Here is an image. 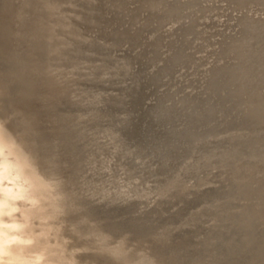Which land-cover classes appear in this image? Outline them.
Returning <instances> with one entry per match:
<instances>
[{
	"label": "bare ground",
	"instance_id": "6f19581e",
	"mask_svg": "<svg viewBox=\"0 0 264 264\" xmlns=\"http://www.w3.org/2000/svg\"><path fill=\"white\" fill-rule=\"evenodd\" d=\"M105 1L78 0L80 10L72 19L64 9L72 0H0V264L195 263L201 250L192 251L188 241L158 238L176 230L190 212L163 224L166 210L139 208L130 214L92 206L74 195L73 177L82 170L84 148L99 131L114 139L116 149L143 162L153 155L162 159L161 169L171 174L159 182L156 196L176 189L184 193L180 204L208 184L201 175L205 170L230 166L234 179L223 191L203 194L192 209L215 210L223 223L218 240L209 245L228 260L213 264H246L255 254L251 250L264 245V229L259 230L264 225V178L253 176L264 173V48L259 46L264 23L248 13L239 17V33L216 50L201 95L179 96L171 89L158 95L159 88L172 85L179 67L194 63L190 50L203 39L201 19L215 10L217 0H139L131 20L146 12L142 25L135 32L116 29L112 43L102 44L89 40L81 23L99 27ZM110 1L123 22L131 13L129 0ZM236 1L233 8L264 5V0ZM167 23L174 27L171 54L151 76L146 70L162 60L161 35L149 43L150 55L113 57L114 48L142 44L144 30L156 33ZM137 62L144 66L112 98L102 97L88 83L108 75L105 83L116 86ZM82 65L93 73H82ZM150 95L156 96L151 105L146 103ZM91 113L87 122L81 121ZM238 126L252 134L221 136L225 128ZM173 160H180L177 168ZM134 163L127 172L134 171ZM134 182L130 176L114 198ZM250 197L256 199L251 206L244 203ZM231 227L236 232L230 234ZM123 230L121 240L112 242V235ZM128 233L151 237L152 255L129 252ZM76 237L86 239L79 243ZM93 250L99 253H83ZM246 252L251 253L244 256Z\"/></svg>",
	"mask_w": 264,
	"mask_h": 264
},
{
	"label": "rangeland",
	"instance_id": "374dc122",
	"mask_svg": "<svg viewBox=\"0 0 264 264\" xmlns=\"http://www.w3.org/2000/svg\"><path fill=\"white\" fill-rule=\"evenodd\" d=\"M138 1L139 0H129L127 8L131 13L125 16L123 22H119L114 15V11L111 9V1L106 0L104 3L106 5L103 11V23L99 27L90 29L86 27L85 24L81 23L83 32L87 35L89 40H97L102 44L112 43L111 35L116 29L124 30L126 28H131V30L135 32L142 25L147 16L146 12H142L139 14L136 21L132 23L131 15L134 14L133 11L136 9L137 5H139ZM94 3H98L97 0H94ZM236 3V0H232L230 3H228L227 0L216 1L215 10L201 19L199 28L203 35V39L196 40L194 48L190 50L194 58V63L190 66L179 67L173 74L172 85L159 88L156 91L158 95L165 93L167 89H171L179 96L186 94L201 95L205 90L210 70L216 63V50H220L223 43L230 41L231 38L239 33V17L242 16L243 13H248L249 16H251L253 20L258 21L259 24L264 23V5L251 2L245 7L233 8L232 6ZM78 6V0H72V2H68L64 5V9L73 19L76 11L80 10ZM173 28V25L167 23L161 26L156 33L146 29L141 37L142 44L133 47L130 43L125 42L112 50L113 57L119 59L128 53L132 56L150 55L149 43L154 40L156 34L161 35L163 38V45L160 48L162 60L156 62L146 70V76L149 77L158 70L163 64V60L171 54L169 43L174 39ZM201 44L203 45L201 46ZM259 46L264 48V41H262ZM119 65H117V67H120ZM143 66L144 65L140 62L134 63L130 69L131 73H128L124 78L117 79L118 83L116 86H109L105 83L106 79L109 78L108 75H104L103 78L97 82L88 83L95 86L94 91H99L102 97L109 99L119 94L121 88L128 87L131 84L132 75L138 72ZM80 71L82 73H90L91 69L89 66L82 65ZM263 76L261 77L263 78ZM91 77L93 78V76ZM67 80L70 81L73 79L70 77ZM83 83L86 84L85 81H83ZM82 86L85 88V85ZM254 86L255 83H252L251 88ZM155 102L156 96L154 95H150L146 99V103L149 105ZM97 105L100 108L105 107L103 103ZM92 116V113L85 116L83 115L81 121L84 120L87 122L86 120ZM182 124L181 122V125ZM138 130L139 127L134 129L135 132H138ZM251 132V130L243 129L240 126L230 127L225 128L221 136L225 137L238 133L249 137L252 134ZM261 133L264 134V129ZM91 137L93 140L91 145L86 146L82 154L84 160L82 162V170L73 177L74 182L77 184L76 187H74L73 193L77 198L90 205L92 204V206H104V208L108 210L115 208L125 209L130 212V214L139 208L147 209L149 212L166 210L167 216L165 218L166 220L162 222L163 224L175 220L177 215L183 216L190 212L187 219L181 223L176 230L159 236L158 238H160V241L165 243L182 242L183 240L188 241L192 251L197 252L201 250V254L195 258L194 264H213L214 262H219L221 259H224L223 261L228 260L222 252L217 250L211 251L215 246L212 244L211 246L209 245L210 242L218 240L217 234L223 224L218 220L217 212L205 207L200 209L192 208L201 200L203 194H216L225 189L224 187L235 177L233 169L230 166H220L205 170L201 175L202 177L206 176L208 184L197 189L196 192L194 191L190 195L183 196L187 198V201L180 204L181 196L184 193L177 194L176 189H173L163 197L156 196V189L159 182L166 180L171 174L169 170L166 171L161 169L162 159L153 155L150 159L143 162L138 159L134 153L129 154L116 149V144L113 141L114 139L103 131H99L95 135L91 134ZM179 161L180 160H173L170 162L173 163L171 165H173L174 168H177L180 163ZM134 162L138 163L134 171L132 173L127 172L129 167H133ZM130 176H133L135 179L134 185L130 187L128 192L115 199L114 193L118 191L117 188L125 185V181ZM253 176L264 178V173L254 174ZM144 194L146 195L141 196ZM244 203L251 206L256 203V199L250 197L244 200ZM228 229V232H231L230 234L236 232V229L233 227ZM262 229H264V225H262V228L259 230ZM122 233H124V230L114 233L112 235V242L120 241L123 237ZM126 236L127 237L124 238L129 252L137 251L141 254L146 253L152 255L153 244H151V237H140L139 234L135 235L133 233H128ZM232 238L235 240L237 236L232 235ZM85 239L86 238L76 237V241L79 243L85 241ZM261 247V250H251L255 251V254H253V257L250 258L246 264H264V245ZM83 253L94 255L99 252L93 250ZM250 253L251 252H249V254ZM249 254L246 252L244 256ZM113 264H121V260L115 259V263L113 262Z\"/></svg>",
	"mask_w": 264,
	"mask_h": 264
}]
</instances>
